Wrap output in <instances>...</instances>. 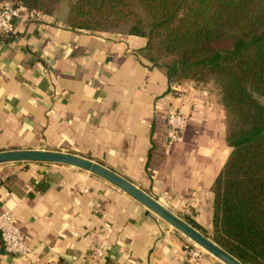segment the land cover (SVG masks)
<instances>
[{
    "label": "crops",
    "instance_id": "0c3cea01",
    "mask_svg": "<svg viewBox=\"0 0 264 264\" xmlns=\"http://www.w3.org/2000/svg\"><path fill=\"white\" fill-rule=\"evenodd\" d=\"M69 8L63 1L52 15L19 20L11 36L0 38V153L90 160L208 235L213 184L230 153L216 89L170 83L143 35L69 28ZM179 110L188 115L183 138L168 145L166 116ZM5 210L32 255H7L0 240V264H91L92 244L107 252L100 264H187L182 247L189 238L73 166L0 164ZM199 264L223 263L206 256Z\"/></svg>",
    "mask_w": 264,
    "mask_h": 264
},
{
    "label": "trees",
    "instance_id": "16d2710c",
    "mask_svg": "<svg viewBox=\"0 0 264 264\" xmlns=\"http://www.w3.org/2000/svg\"><path fill=\"white\" fill-rule=\"evenodd\" d=\"M52 15L64 0H0ZM76 0L73 30L147 38L170 83H211L230 153L212 188L210 240L241 264H264V0ZM194 229L206 232L191 221Z\"/></svg>",
    "mask_w": 264,
    "mask_h": 264
},
{
    "label": "built area",
    "instance_id": "2783aa9c",
    "mask_svg": "<svg viewBox=\"0 0 264 264\" xmlns=\"http://www.w3.org/2000/svg\"><path fill=\"white\" fill-rule=\"evenodd\" d=\"M43 13L36 9H28L12 2L0 4V38H7L14 33L15 24L19 20L28 22L38 21ZM188 121V115L179 110L169 112L166 116L167 144L176 145L182 141L184 130ZM0 240L5 254L27 258L32 255L31 246L15 224L10 210L0 212ZM182 253L187 264H199L204 257L211 255L194 243H188L182 247ZM106 250L98 244H92L88 251L91 264H100L105 260ZM38 261V259H37Z\"/></svg>",
    "mask_w": 264,
    "mask_h": 264
},
{
    "label": "water",
    "instance_id": "95a60500",
    "mask_svg": "<svg viewBox=\"0 0 264 264\" xmlns=\"http://www.w3.org/2000/svg\"><path fill=\"white\" fill-rule=\"evenodd\" d=\"M16 162L56 163L69 165L88 171L96 176L105 179L106 181L122 190L124 193L134 198L137 202L146 207L148 211L160 217L163 221L189 238V240L200 246L202 249H204L206 252H208L223 264H241L235 258L230 256L228 253L214 244L210 239L201 235L195 229L191 228L183 221L175 217L140 189L99 164L78 156L59 152L21 150L0 153V164Z\"/></svg>",
    "mask_w": 264,
    "mask_h": 264
},
{
    "label": "rangeland",
    "instance_id": "374dc122",
    "mask_svg": "<svg viewBox=\"0 0 264 264\" xmlns=\"http://www.w3.org/2000/svg\"><path fill=\"white\" fill-rule=\"evenodd\" d=\"M76 0H64V2H66L67 4H69L70 6L75 2ZM127 2L129 4L132 5V7L138 12V15L140 18H146L147 16V12H146V9L142 6V4L138 1V0H127ZM124 31V30H122ZM188 221V220H186ZM201 235L205 236L206 238L210 239L208 236H210V233L207 235V234H204L202 232H199ZM191 243H194L190 240ZM195 244V243H194ZM197 245V244H196ZM198 246V245H197ZM199 248H201L200 246H198ZM208 253V252H207ZM211 257H213L211 255Z\"/></svg>",
    "mask_w": 264,
    "mask_h": 264
},
{
    "label": "bare ground",
    "instance_id": "6f19581e",
    "mask_svg": "<svg viewBox=\"0 0 264 264\" xmlns=\"http://www.w3.org/2000/svg\"><path fill=\"white\" fill-rule=\"evenodd\" d=\"M202 249V248H201ZM202 250H204V249H202ZM205 251V250H204ZM206 252V251H205Z\"/></svg>",
    "mask_w": 264,
    "mask_h": 264
}]
</instances>
